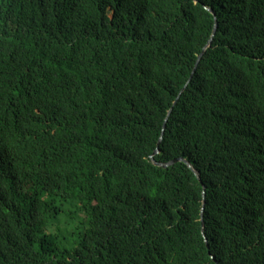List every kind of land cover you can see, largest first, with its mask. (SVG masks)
Listing matches in <instances>:
<instances>
[{
    "label": "trees",
    "instance_id": "trees-1",
    "mask_svg": "<svg viewBox=\"0 0 264 264\" xmlns=\"http://www.w3.org/2000/svg\"><path fill=\"white\" fill-rule=\"evenodd\" d=\"M0 264H264V0H0Z\"/></svg>",
    "mask_w": 264,
    "mask_h": 264
},
{
    "label": "water",
    "instance_id": "water-1",
    "mask_svg": "<svg viewBox=\"0 0 264 264\" xmlns=\"http://www.w3.org/2000/svg\"><path fill=\"white\" fill-rule=\"evenodd\" d=\"M195 1H196V3H198V0H195ZM205 9H206V11H208L209 13H211V15H213V16L215 17V13H214L211 9H209V8H207V7H205ZM217 28H218V26H217V20L215 19V27H214L213 35H212L210 41L208 42L207 46L203 49L201 55H200L199 58H198V61H197L196 67H195V69H194V71H193V75H192V77H193L194 74L196 73V70H197V68H198V65L200 64V62H201L203 56L205 55V53L207 52V50L210 49V47H211V45H212V43H213V40H214V38H215L216 32H217ZM187 87H188V85L185 87V89L183 90L182 93H184V91L186 90ZM171 114H172V111H170L169 114H168V116H167L166 122H165L164 127H163L162 138H161L160 143H159V145H158V150L155 152L154 156L160 154L159 147H160V145H161V143H162V141H163V136H164V134H165L166 127H167V122H168V120H169ZM154 156L151 158V160L153 161L154 165H156L157 167H160V168H162V169H169V168L175 166V165L178 164V163H184V164H186L187 167H188L189 169H191V170L194 172V174L196 175V177H197V179L199 180V182L201 183V185H203L200 174L197 173V172L193 169V167H192L189 163L185 162L183 159L174 160V161H172V162H170V163H168V164H158V163L155 162V160H154ZM203 189H204V192H203V206H204V205H205V196H206V194H205V188H203ZM203 215H204V208H203V210H202V215L200 216V218H201V227H202V231H201V233H202V237H203L204 243H205V245H206V248L209 249L208 244H207V240H206V238H205V236H204V232H203V223H202ZM208 255H210V254H208ZM210 259L213 260V258H212L211 256H210Z\"/></svg>",
    "mask_w": 264,
    "mask_h": 264
}]
</instances>
